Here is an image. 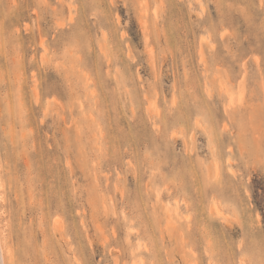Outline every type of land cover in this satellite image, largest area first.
<instances>
[{
  "label": "rangeland",
  "instance_id": "374dc122",
  "mask_svg": "<svg viewBox=\"0 0 264 264\" xmlns=\"http://www.w3.org/2000/svg\"><path fill=\"white\" fill-rule=\"evenodd\" d=\"M0 233L7 264H264V0H0Z\"/></svg>",
  "mask_w": 264,
  "mask_h": 264
},
{
  "label": "bare ground",
  "instance_id": "6f19581e",
  "mask_svg": "<svg viewBox=\"0 0 264 264\" xmlns=\"http://www.w3.org/2000/svg\"><path fill=\"white\" fill-rule=\"evenodd\" d=\"M63 234H65L64 231H62ZM3 239L1 237V233H0V264H7L6 262V253H5V246H4V243H3ZM9 254V252H8Z\"/></svg>",
  "mask_w": 264,
  "mask_h": 264
}]
</instances>
